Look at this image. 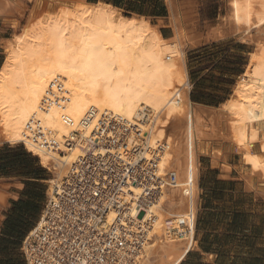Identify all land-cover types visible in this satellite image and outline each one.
Instances as JSON below:
<instances>
[{
	"label": "bare ground",
	"instance_id": "bare-ground-1",
	"mask_svg": "<svg viewBox=\"0 0 264 264\" xmlns=\"http://www.w3.org/2000/svg\"><path fill=\"white\" fill-rule=\"evenodd\" d=\"M40 1L30 7L18 33L19 22L11 17L23 18L25 2L0 0V9L6 5L13 13L8 18L0 12V17L14 29L4 41L0 69V139L21 144L50 170V199L65 190L66 179L86 172L82 164L111 157L126 171L144 161L158 194L145 204L140 197L150 190L144 185L132 179L123 186L132 206L129 222L122 224L123 245L110 264H179L194 246L199 155L209 148L207 138L218 145L214 159L221 160L222 147L238 154L248 186L264 196V0H229L224 22L240 39L252 42L254 50L233 94L215 109L193 108L183 54L186 30L164 38L149 18L127 17L122 8L103 0H56L54 10L51 2L41 10ZM167 2L174 14L171 0ZM87 36L93 37L87 41L93 50H104L90 62ZM113 63L108 72L106 66ZM72 68L76 71L62 70ZM116 139H122L117 149ZM139 207L144 209L142 221ZM107 219L111 227L118 218L110 211ZM182 229L188 234L185 240L175 236ZM138 231L144 240L134 249Z\"/></svg>",
	"mask_w": 264,
	"mask_h": 264
},
{
	"label": "crops",
	"instance_id": "crops-1",
	"mask_svg": "<svg viewBox=\"0 0 264 264\" xmlns=\"http://www.w3.org/2000/svg\"><path fill=\"white\" fill-rule=\"evenodd\" d=\"M22 1L25 2L24 8L28 4L32 6L31 0ZM161 1V6L166 8L165 15L160 13L159 16L144 17L149 18L150 24L156 26L165 38L172 39L178 30H186V45L196 48L235 37L233 29L221 19L223 15L220 9H216L213 19L204 17L200 8L204 0H182L184 11L179 12L180 17L175 6L177 0H172L176 23L171 18L168 0ZM213 1L218 3L221 0ZM4 7L6 5L1 7L0 12L6 17L9 13L12 16V11L7 8L3 10ZM158 10L163 12L162 7ZM2 16L0 69L4 61L3 42L12 36L10 32L13 31L10 25L4 23L6 17ZM11 18L13 22L18 21L20 26L24 21L17 15ZM190 41H194L195 45ZM223 148L221 160L214 159L213 155L199 156V200L194 246L179 264H264V196L257 194L254 187H249L245 173L237 162L238 154ZM224 166H231V172H226ZM49 171L42 167L37 156L21 144L9 145L0 139V196L3 199L0 201V252L15 250L23 264H27L23 253L26 248L24 243L40 227L49 198L52 182V179H48Z\"/></svg>",
	"mask_w": 264,
	"mask_h": 264
},
{
	"label": "built area",
	"instance_id": "built-area-1",
	"mask_svg": "<svg viewBox=\"0 0 264 264\" xmlns=\"http://www.w3.org/2000/svg\"><path fill=\"white\" fill-rule=\"evenodd\" d=\"M121 140L113 141L116 149ZM82 165L86 172L80 178L66 179L63 184L66 191L48 198L41 226L29 243H24L27 264H110L115 249L123 245L126 231L122 224L129 222L126 214L132 206L125 201L127 193L122 192L123 186L132 179L144 185L145 190H150L140 197L145 204H152L158 194L153 185L156 179L152 178L150 167L144 161L135 162L134 167L126 171H121L120 164L111 157ZM110 211H114L118 219L108 227ZM143 214L144 209L139 207L137 217L141 221ZM142 232L138 231L132 248L137 249L143 242ZM176 235L180 240L188 238L183 229Z\"/></svg>",
	"mask_w": 264,
	"mask_h": 264
},
{
	"label": "rangeland",
	"instance_id": "rangeland-1",
	"mask_svg": "<svg viewBox=\"0 0 264 264\" xmlns=\"http://www.w3.org/2000/svg\"><path fill=\"white\" fill-rule=\"evenodd\" d=\"M54 1L56 0H53V2ZM87 1H95V0H87ZM181 1L182 0H177V3H175L176 11L179 17H180L179 12L184 11V7L182 6ZM31 2H32V6H34L35 0H31ZM49 2H51L50 5L53 7L52 9L53 10L56 9L55 6L56 3L55 2L52 3L51 0H41L40 9L42 10V8H45L49 4ZM215 2L216 1L213 0H204L202 3H200V8L203 10V15L207 19H213L214 13L215 11H217L216 9H220V13H222L223 15L221 19L224 21V19L230 12L229 0H221L218 3ZM32 6L28 4V6L26 7L25 14L23 16L24 21L22 22L21 26L19 25L18 27L19 29L17 31L18 33H21L23 31L24 29L23 27H25L29 19V15L31 13L30 7ZM144 7L145 10L151 9V7L147 4ZM123 14L125 16H130L132 13L131 12L128 13L126 12L125 9H123ZM174 16H176L175 10H174V14H171V18H174V21L176 23L175 19L177 18V16L176 17ZM13 32L14 29L13 31L10 32V34L12 35ZM190 42L192 45H195V43L193 44L192 41ZM253 50H254V44L252 42L243 41L242 39H240V35L237 34V32L235 33V37H232L231 39H228L226 41H220L219 43L209 44L207 46H201L195 48L192 47L190 44L186 45L185 42L183 46V54L187 61V66L189 71L188 73L190 76V88H189L190 96L192 92L195 91L196 79H197L196 83L199 86H197V90L195 92L200 95L211 94L214 97L213 99L216 100H220L222 96H227L224 91L230 92L232 95L233 89L236 83L238 82L241 73L245 70L246 65L249 61L248 56ZM5 51L6 50L4 46V50H3L4 59L6 57ZM222 76H227L231 78L232 81H230L229 83L224 82L222 81L221 78ZM205 107H210V106L193 103L194 109H203ZM211 108L215 109V107H211ZM218 108H220V106ZM207 144L209 148H206V150L201 154L204 155L213 154L214 157L215 148H217L218 145L214 143L212 137L207 138ZM210 148L212 149V151ZM238 159L239 157H237V160ZM48 179L53 180V174L50 171H49ZM258 182L260 183V180H258ZM46 185L47 187L49 186L48 184ZM46 201H47V196L45 198V202ZM175 236L178 237L176 234Z\"/></svg>",
	"mask_w": 264,
	"mask_h": 264
},
{
	"label": "trees",
	"instance_id": "trees-1",
	"mask_svg": "<svg viewBox=\"0 0 264 264\" xmlns=\"http://www.w3.org/2000/svg\"><path fill=\"white\" fill-rule=\"evenodd\" d=\"M97 1V0H95ZM95 1H89V2H95ZM108 4L114 5L116 7L125 9L128 13H136L141 16H148V15H154L159 16L160 13L165 15L166 8L164 6H161V0H103ZM149 5L153 9L145 10L144 6ZM160 7L163 8V12H160L158 9ZM128 17V16H127ZM166 36H164L165 38ZM243 73V72H242ZM241 73V75H242ZM222 81L229 83L232 81L231 78L227 76H222ZM197 79L195 80V91L197 90V86H199L196 83ZM192 92L191 94V100L193 103L199 104V105H206L210 107L218 108L221 106L223 102H225L229 96L231 95L230 92L224 91L227 96H222L220 100L213 99L214 97L211 94H203L200 95L196 92ZM212 98V99H211ZM0 264H23L22 258L16 254L15 250H8V251H1L0 252Z\"/></svg>",
	"mask_w": 264,
	"mask_h": 264
},
{
	"label": "snow or ice",
	"instance_id": "snow-or-ice-1",
	"mask_svg": "<svg viewBox=\"0 0 264 264\" xmlns=\"http://www.w3.org/2000/svg\"><path fill=\"white\" fill-rule=\"evenodd\" d=\"M92 39H93L92 36H87L86 37V44H85V46H86V48L89 49V51L86 53V60L89 61V62L94 58V56L103 54V51H104L103 49H101L100 52L98 53L95 50H93L92 49V46L87 43V41H91ZM114 66H115L114 63L113 64H109V65L106 66V70L108 72H112V69H113ZM88 67H90V64L86 63L84 65V68L87 69ZM62 70L65 71V72H67L69 70L70 71H76L75 68H72V69H62ZM119 74H121V73H116V75H119ZM53 87H54V85H53Z\"/></svg>",
	"mask_w": 264,
	"mask_h": 264
}]
</instances>
